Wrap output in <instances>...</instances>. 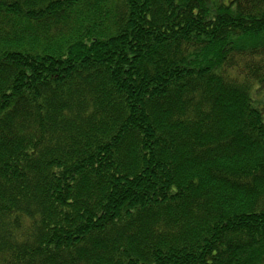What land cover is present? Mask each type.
<instances>
[{
    "label": "trees",
    "instance_id": "trees-1",
    "mask_svg": "<svg viewBox=\"0 0 264 264\" xmlns=\"http://www.w3.org/2000/svg\"><path fill=\"white\" fill-rule=\"evenodd\" d=\"M262 91L264 0H0V264H264Z\"/></svg>",
    "mask_w": 264,
    "mask_h": 264
},
{
    "label": "rangeland",
    "instance_id": "rangeland-1",
    "mask_svg": "<svg viewBox=\"0 0 264 264\" xmlns=\"http://www.w3.org/2000/svg\"><path fill=\"white\" fill-rule=\"evenodd\" d=\"M260 97L264 98V91H262V94L260 95ZM255 98H256V95H255Z\"/></svg>",
    "mask_w": 264,
    "mask_h": 264
}]
</instances>
